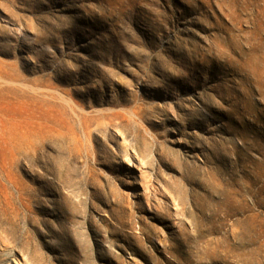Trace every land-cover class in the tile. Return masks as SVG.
<instances>
[{"label": "rangeland", "instance_id": "obj_1", "mask_svg": "<svg viewBox=\"0 0 264 264\" xmlns=\"http://www.w3.org/2000/svg\"><path fill=\"white\" fill-rule=\"evenodd\" d=\"M0 264H264V0H0Z\"/></svg>", "mask_w": 264, "mask_h": 264}]
</instances>
